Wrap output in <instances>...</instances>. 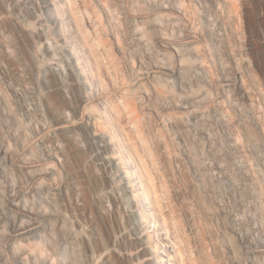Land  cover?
I'll use <instances>...</instances> for the list:
<instances>
[{
	"label": "rangeland",
	"instance_id": "1",
	"mask_svg": "<svg viewBox=\"0 0 264 264\" xmlns=\"http://www.w3.org/2000/svg\"><path fill=\"white\" fill-rule=\"evenodd\" d=\"M0 264H264V0H0Z\"/></svg>",
	"mask_w": 264,
	"mask_h": 264
},
{
	"label": "bare ground",
	"instance_id": "2",
	"mask_svg": "<svg viewBox=\"0 0 264 264\" xmlns=\"http://www.w3.org/2000/svg\"><path fill=\"white\" fill-rule=\"evenodd\" d=\"M121 159H122V156H121ZM128 175H131V173L130 172H128ZM136 197L137 198H141V200H143L144 198H143V193H139V192H137V194H136ZM149 215V214H148ZM142 217L143 218H147V216H146V214H142ZM149 217V216H148ZM158 247V250H159V246H157ZM157 251V250H156Z\"/></svg>",
	"mask_w": 264,
	"mask_h": 264
}]
</instances>
